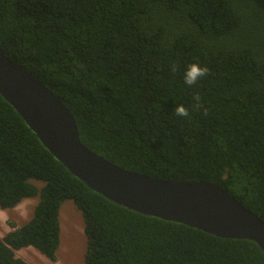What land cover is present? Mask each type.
Instances as JSON below:
<instances>
[{
  "label": "trees",
  "instance_id": "16d2710c",
  "mask_svg": "<svg viewBox=\"0 0 264 264\" xmlns=\"http://www.w3.org/2000/svg\"><path fill=\"white\" fill-rule=\"evenodd\" d=\"M0 44L70 109L88 149L165 182L214 184L264 222V0H0ZM192 63L209 71L189 86ZM36 197L29 221L0 237V264H30L17 255L28 248L56 262L69 200L85 264H264L255 242L94 192L0 95V209Z\"/></svg>",
  "mask_w": 264,
  "mask_h": 264
},
{
  "label": "water",
  "instance_id": "95a60500",
  "mask_svg": "<svg viewBox=\"0 0 264 264\" xmlns=\"http://www.w3.org/2000/svg\"><path fill=\"white\" fill-rule=\"evenodd\" d=\"M0 95L43 146L91 190L121 207L223 239L255 242L264 252V222L224 189L207 182H165L124 169L88 149L70 109L0 44Z\"/></svg>",
  "mask_w": 264,
  "mask_h": 264
},
{
  "label": "rangeland",
  "instance_id": "374dc122",
  "mask_svg": "<svg viewBox=\"0 0 264 264\" xmlns=\"http://www.w3.org/2000/svg\"><path fill=\"white\" fill-rule=\"evenodd\" d=\"M42 187L41 182L37 183ZM39 198L24 200L18 207L3 211L0 209V237L12 231L10 223L16 226L25 224L32 217ZM61 244L56 254L57 261L52 262L34 248L23 249L18 257L30 264H85L87 238L84 233L85 223L82 213L72 201H66L60 212Z\"/></svg>",
  "mask_w": 264,
  "mask_h": 264
},
{
  "label": "clouds",
  "instance_id": "9594fccd",
  "mask_svg": "<svg viewBox=\"0 0 264 264\" xmlns=\"http://www.w3.org/2000/svg\"><path fill=\"white\" fill-rule=\"evenodd\" d=\"M173 71L176 70L175 66L172 68ZM209 69L207 67L200 66L199 63L190 64L184 72V83L186 85H195L202 77L208 74ZM197 101V107L199 106V96L194 97ZM178 117H188V109L183 104H178L174 109Z\"/></svg>",
  "mask_w": 264,
  "mask_h": 264
}]
</instances>
